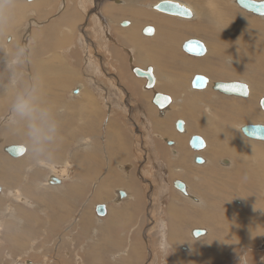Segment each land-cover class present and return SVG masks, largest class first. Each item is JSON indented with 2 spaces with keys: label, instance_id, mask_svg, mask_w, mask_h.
<instances>
[{
  "label": "rangeland",
  "instance_id": "rangeland-1",
  "mask_svg": "<svg viewBox=\"0 0 264 264\" xmlns=\"http://www.w3.org/2000/svg\"><path fill=\"white\" fill-rule=\"evenodd\" d=\"M16 1L17 0H13L14 3ZM18 1H22V0H18ZM59 1L60 0H45V4L41 5L40 12L37 11V9L35 10L34 8L29 7L25 11L26 18L22 22V26H20V28L18 27L19 30L17 29V30H14V31L9 33L10 41H11V38H12L11 35H13L14 37H16V40L18 39L17 43H19V44L22 43L21 42L22 38H20L22 34L21 33L17 34L16 32H18V31L22 32L25 35V36L22 35V37H26L23 40V42L26 41V40L28 41L30 39L28 41L30 46H31V43L33 42V39H37L38 37L41 36V38H40L41 44H42L41 47H43V48L45 47L46 50H47V53L46 54L45 53L42 54L40 52V56H39V60L40 61H38V60L31 61V63L34 65V74H36V72H43L42 68H39L37 71L35 70L37 62H45V61H50V60L53 63L52 64L53 65V69L56 72H60L58 70L57 65H56L57 64V58H58L59 60L64 61L65 65L67 64L69 71L76 73L78 76L84 77V73H83L84 71H83L82 62L79 59L77 60L76 57L80 56L79 57L80 59L82 57V51H81V49L79 50L78 49L79 47H77V46H78V40H79L80 36H81V38H83L84 35H85L86 37H84V39H83V43L84 44L83 45L81 44L80 46L87 47V43L89 44L88 47L91 44L94 46L95 50H92V54H93V56L96 55L97 57H94L95 61L92 58V63L94 65L95 64L98 65V62L101 60L102 66L104 67L103 69H105L103 72H105V73L108 72L110 74L108 81H109L111 87L106 84V87L107 88L109 87L106 90V91H108L107 95L109 97V100L112 102V104L114 102L119 101V100L114 98L116 96L115 95L116 89L113 88L114 84H119L120 86H123V85L124 86H129V87H131V89H133L132 87L134 86V84L131 82L130 79L131 78H132V80L134 78H136L138 80L141 79V78H138V77H133L134 75L131 74L130 68L132 66H134V64H136V62L135 61L131 62V59H130L129 56H132L133 59H135V56H134V54L132 52L131 53H127V50L128 49H132L136 54H138L139 51L136 48L132 47L131 45H139L141 47V49H143V48H145L147 46L148 41L145 40L144 43L137 42L133 38H131V35L129 37V35H125V34L122 35L125 38L124 37L121 38V34H118L115 31L118 28V27L116 28L115 23L118 22V18L120 20H124L125 21V19H130L129 18L130 16H133L131 19L134 20L135 23H136V20H137L138 17L136 15H134V14L130 15L129 13H125L124 11H122L119 8L120 6H118L116 4H112L113 2H111L112 7L110 8V11H108L107 13H108V15L110 17L114 18L115 21H114V23L111 24V26H109V29H110L109 30V34H111L114 37H116L117 40H118L117 37L123 39L125 41V43H127V44L121 47V46H119V44L113 45L112 43L108 42L109 44L106 43V46H105L104 45L105 39H104V35L102 34L101 27L105 26L104 28H107V26H106V23L103 22L104 21L103 19L99 18L100 22H98V20L95 19V14H96L97 9H95V7L93 5L94 0L93 1L92 0H80L81 1V5L80 6H82V8H80L79 5L77 4L79 13L77 12L76 14L79 15V16L81 15V16L79 18V16L75 15L74 18L71 19V22H73V23L72 24L69 23L70 24L69 25V28H70L69 30H71V34L74 37L71 34H67L66 31H64V33L66 34L65 35L66 38H64L65 36H63L64 34L62 33V31L65 30L66 26L63 25V26L60 27V30L58 31L59 33L57 32L54 35H52L50 38H48L45 35L47 32L45 31L44 27L48 25L47 23L50 24V23L54 22L55 19L60 17L59 16L60 12L58 10ZM69 1H72V0H69ZM122 1H124V0H122ZM125 1L127 3V6H124V7H129L130 5H134L132 0H125ZM159 1L160 0H146V1H143L141 4H140V2L137 3L136 6L138 5V7L141 10H143L144 12L147 13L149 10L146 9L145 5H147V7L150 8L149 6H152L153 4L158 3ZM192 1L195 2V0H192ZM200 1H205V0H200ZM257 1H260V0H257ZM261 1H264V0H261ZM30 2L25 0V4H23V5H27ZM73 2H78V0H74ZM216 5L218 7L222 6V8H221L222 13H223V9H224V11L226 12L227 16L230 17L229 23L223 24L221 21L218 20L219 24H217V22L216 23L213 22V24L210 25V27H214V28H217V29L219 28L218 31H216V29H214V30L210 29L211 32L208 33V31H210V30L209 29H204L205 32L203 31V33H202V31H201L198 35H193V36H190V37L188 36V37L191 38V39L199 38L200 40L199 39H197V40H199L201 42H203L202 39H204V40L206 39L207 42L218 44L219 51H218V55L217 56H219L218 57V63H219L220 66L216 67L215 65H213V63L215 62L213 59L211 61V59L207 58L208 56H204L203 59H201V61L203 60V63H204L203 66L202 65H198V68L196 70H185L184 71V69L186 68V65L181 66V64H184V63L186 64V61L184 60V58L190 59V60H196V58L189 57L186 54H184L182 51L180 52V50L177 51V46L175 45V43L179 42L181 39L174 43V47H175L174 50H176V51H174L173 55L171 54V56H173V57L177 56V57L174 60L172 59L173 61H171V62H168L166 60L165 65L168 68V70L170 71L169 72L170 74H175L176 77L180 78L181 85H182L181 86V92L182 93L177 98H175L174 100H173V97L170 96L169 94H167V93L164 94L162 92L161 93L164 94V95L170 96V98L172 99L171 102L172 101L174 102L177 99V100H179V103L181 101V104H184V105L180 109H179V106H181V104L179 106L173 105L171 107L172 114L170 112V118L166 122V125H168L170 127L171 126V122H174L177 119V116L180 115L179 113L182 114V117L185 120L186 125H189V126L200 125L201 118L203 119L204 123L205 122L212 123L215 127L221 126L222 124L225 123L226 128L232 129V133L234 135V138L242 143V147H240V145L238 144L240 149L247 147V145H248V147H247L248 151H250L251 149H258V148H256V146H258L259 144L258 143H251V141L249 139H247L242 133L237 131L236 127H237V125H244V123H249V124L252 123L251 125L264 124V112H261L262 110L260 109L259 105L257 104V100L259 99L258 97H261V96L264 97V93H263L264 92V78H263V76H264V62L261 60V59L264 58V45L263 44L262 45L261 44H257V43H255L252 40L250 42V44H252V42H253V44L255 46H254V52H251L249 50L248 44L244 40L247 36H242V37L239 36V41H237L236 37H238V31L240 33H242V34L250 35V36H252V38H253V35L254 36H258V34L262 33V31L264 30V25L262 24V22L264 23V21H263L264 18H262L263 19L262 20L258 16L256 17V15H253L251 13H248L247 15L243 14V15H245V17L247 19L252 21L249 24L245 25V23L248 22V21H244L243 18L241 19L240 17H238V11L239 10L237 11V10L233 9L232 8L233 6L231 7L228 4V0H216ZM27 6H29V5H27ZM205 7L209 8L208 6H205ZM1 8H2V3L0 2V10H1ZM142 8H144V9H142ZM190 8L193 11V8L192 7H190ZM126 12H129V11L126 10ZM151 12H153V10H151ZM153 13L156 15V17H163V18H166V19H169V20H175L176 22H180L182 24H184L186 22V24H188L190 26H193V27L196 24L195 23L196 19H194V18L193 19L190 18L188 20H183V19H179V18L177 19V17H171V16H167V15L163 16L162 13H159V12H156V11H154ZM156 13H158V15ZM195 13H196V11H195ZM251 16H252V18H251ZM161 19L162 18H159L156 21L149 20V21H146L143 24L148 25V26H152L154 28V31H155L156 30V26L154 24L157 21H160ZM253 19H254V21H253ZM181 20H182V22H181ZM190 20H191V22H190ZM96 23H97V25H95ZM65 25H68V23H66ZM172 25H173V32L179 33V32L175 31L176 25L173 24L172 21H171V24H168L166 28L161 26L163 28V30L166 29L167 31H169L168 34L170 35V37H171V31L169 30V28H171ZM230 25H232V26H230ZM95 27H96V32L97 33L94 30ZM72 28H73V30H72ZM182 28H187V26L186 27L182 26ZM21 29H22V31H21ZM92 30H93V32H92ZM105 31H107V30H105ZM79 32H80V34H79ZM163 32H166V31H163ZM60 33H62V36H61ZM155 33H156V31H155ZM107 34H108V32H107ZM218 34H219V36L217 37ZM31 35H33V36H31ZM70 35H71L72 38L70 37ZM181 35H183V37L186 36L185 39H188L187 35H185V34H181ZM6 36L7 35H5V37ZM205 36H207L208 38L205 37ZM7 38H6V40L5 39L4 40L7 41ZM51 39L52 40L55 39L56 41L55 40L52 41ZM60 39H61V41H65V43H67V44H64V42L59 41ZM218 39L223 40V42H221V43L217 42ZM49 40H51L50 44H47V45L43 44V42L45 43V41L47 42ZM5 41H3L1 46H4V44L5 45L7 44V43H5ZM164 41L165 40H160L159 44H161ZM110 42H112V41H110ZM63 44H64V46H63ZM155 44H157V43H155ZM203 44H205V43H203ZM27 45L28 44H26V46ZM44 45H46V46H44ZM21 46H22V48H24L23 45H21ZM56 46L58 47V49H57ZM17 47L19 48V46H17ZM49 49H51V50H49ZM50 51H51V53L53 51V54H51ZM67 51H69V52L67 53ZM48 53H49V55H48ZM162 55L164 56L163 53H162ZM128 57H129V61L127 59ZM98 58H100V59H98ZM229 59H231L233 62L236 59H240V61H239L240 65H235V66L227 65V62H228ZM15 60H18L17 65H14L15 61H13V60H12L13 63L10 60H8V59L5 60V56H3L0 59V62L5 63L2 66H5L6 63L9 62V65H11V68L14 67V71H12V72H10L11 68L8 67L9 68L8 69L9 72L6 73V75H8V76L5 75V77L8 78V80L6 82L4 81L3 86L0 87V94H1L0 95V102L5 103V105H7L6 106L7 108L9 106H11V105H13L11 107H16V105L19 103L18 98L22 97V100L20 102L26 100V102H25L26 104L27 103H31L33 105V106L31 105L32 109L35 111L34 112V116H33V121H25L26 124H25V122H23L21 125H23V126L25 125V126L22 129H24L25 131L28 132L29 129H35L38 126H44L45 127L46 124L51 122V119L47 118V117H49L48 116V111L49 110L44 108V104H45V107H49V109H51V110H55L56 111V110L59 109L60 114H58V115L59 116H62V115L64 116L65 115L64 116L65 122L67 123L69 121V124H71L70 125L71 128L67 129V127L66 128L63 127L62 130H60V132H62L63 129L65 128L63 142H66V140H68V146H67L68 148L65 147V150H64L65 158L63 157L62 160L66 159V158H69V156L67 154L70 152L71 149L75 150L76 144L80 143V140H82L83 135L85 136V135L94 133L95 135H92V137L95 136L96 138H98L97 140L95 139V143L96 144L98 142L100 143L101 146L99 148L101 150L105 148L104 134H102L105 131L104 130L105 128H103V125H101V127H100L101 135L97 136L99 131L96 128L97 126H96L95 120H92L93 124H87L89 122L88 120L94 119V116H91V118H86V115H85V113L87 111V110H85L86 106H83L82 104H86V101L88 99H86V98H84V99L83 98H78L79 100H73V98H75L77 95H75V96H74V94H72V96L69 95L70 89L72 87H74L78 81H80V78H78V79L77 78H73V79L67 78L68 81L63 83L61 86L55 88L56 84L53 81L54 80L55 81H61L62 80V76L61 75L52 73L51 74L52 76H46V75L40 73V74H38V76L35 79H31L30 78L31 72H29L28 76H29L30 79L25 81L24 79L22 80L20 78V76L17 75L18 74L17 67L19 68V71H21V70L24 69L23 67H27V64H26V62L23 61L22 58L21 59L17 58ZM54 60H55V62H54ZM171 63H172V65H171ZM179 63H181V64H179ZM196 63L197 62L194 61V62L190 63V65L193 66ZM209 65H211L213 67V69H212L213 72L210 73V74H207V72H209V68L206 69V66H209ZM249 65H251L253 67V69L248 67ZM95 67H96V65H95ZM152 67L155 69L154 65ZM98 71L100 72V69H98ZM171 71L173 73H171ZM114 74L117 77L116 80L115 79L112 80L110 78V77H113ZM89 75H91V74H88V76ZM97 75L98 74L94 75V78ZM192 75H202V76L206 77L208 79V81H209V85H210L209 87L210 88H212L211 86L214 83V81L225 82V80H229L230 78L233 79L234 77H238L239 76V77H242V79L245 80L244 82L247 84V86H248V88H249V90L251 92L253 90L257 89L254 86L256 84V82H261L259 84V89H261V88H263V89H261L259 92L256 93L258 95L255 98L253 107H248V108H245L244 110L242 109V110L239 111L235 107V103L241 102L240 100L233 99L234 101H232L230 99L231 97H228L226 95H222V94H220V93H218L216 91H213L210 88H209V90L207 89L206 91L202 90L203 92H199L198 91L196 94L195 93H191V89L189 87L190 85L188 84V86H184V84H185V81H187L189 83L190 78H191ZM153 76L155 77V83H157L156 87L159 88L158 85H160L159 84L160 81L156 82V81H158L157 78H156V75L153 74ZM254 76H257L260 79L256 80V81L255 80L251 81L252 78L254 79ZM106 77H108V76H106ZM122 78H123V80H121ZM186 78H187V80H186ZM13 79H15V80H13ZM40 79H51L53 81L51 82V86H50L49 83H47L48 84L47 85L46 83H42L40 81L37 82V80H40ZM20 80H22V81H24L26 83H24V82L20 83L21 82ZM110 80L112 81V83H111ZM106 81H107V79L104 80L105 83H106ZM233 82H237V81H233ZM251 82H254V84L251 85ZM9 84L11 85L10 87H12L11 89L9 87ZM125 84H127V85H125ZM16 86H18V87L20 86V87L18 88ZM23 86H25V87L28 86L27 87V91L25 92L26 95H23L24 89H25ZM87 87H89L88 84H87ZM156 87L153 88V89H156ZM151 89H149L148 91H150ZM97 90H98V87H97ZM46 91H47V93H46ZM157 92H160V91H157ZM193 92H195V91H193ZM98 93H99V95H98ZM260 93H262V94H260ZM117 94H118V92H117ZM95 95H97L98 98L97 97L96 98L99 99V100H97V99L96 100L101 103V104H99V102H97V104H95V108H96L97 112H100L102 107L104 108L103 104H104L105 100H103L104 98H102V101L100 100L101 97H102L100 92L97 91V93ZM95 95H94V97H95ZM119 95L120 94H118V96ZM26 96H27V98H26ZM30 96H32V97L30 98ZM209 96H210V98H209ZM112 98H113V100H112ZM205 98L210 99L209 100L210 103L213 106L220 108L222 112L220 113L218 110H210L209 109V111H210L209 115H206L204 113L205 102L207 101V100H205ZM55 100L58 101V102L56 104H53ZM120 104H121V102H120ZM101 105H102V107L100 108ZM116 106H117V108H120L121 110L120 109L117 110L116 108L114 109V107H113L111 109V111H112V113L118 114L119 116L122 117V120H123L122 125H123V128H124V134L126 136H128L129 132H131V135H132L133 139H135V141L133 140L135 146H136V144H140L141 141H144V143H146L148 139H147V136H144V135H146V134H144L145 133V129L143 127V124L141 123V122H143V120L145 118H142L141 114H139V112H140L139 109H141V107H138V106H141V104L136 101L137 113H136V110L131 109V111L133 110V114L131 115L132 118L131 117L129 118V113H128L129 109L128 108L125 107V109H123L124 106L122 104L120 106L119 103H117ZM61 107L64 108L63 112H62V110H60ZM66 107H70L72 110L70 109V110L66 111V109H65ZM35 108H36V110H35ZM247 109H250V110L247 111ZM156 111H157V109H156ZM167 111L169 112V110H167ZM3 113H4V111H3ZM78 113L80 115H78ZM207 113H208V111H207ZM239 113H242L244 116H246V118H248L247 122L238 121V122H234V124L231 123V121H229V119L235 117ZM2 115H0V117ZM40 116H42V117H40ZM78 116H79V118H78ZM100 116L102 117V112L100 113ZM256 116H258V119L253 118V117H256ZM151 117H152V119L154 121H157L156 118H155V115L151 114ZM41 118H42V120H41ZM134 118H135V120L133 121ZM126 119H127V121H126L127 123L124 121ZM235 120H236V118H235ZM131 121L134 122V123H132V125H130ZM1 122L2 121H0V124H2ZM37 122H38V124H36ZM113 122L118 123L116 120H114ZM254 122H255V124H253ZM66 123H65V125H66ZM15 124H16V122H15ZM146 125L148 126L149 124H146ZM16 126H17V124H16ZM72 126L73 127L75 126V127L73 128ZM0 127H1V125H0ZM11 127H14V126H11ZM27 128H29V129H27ZM137 128H138V130H137ZM221 128H223V126H221ZM108 131H111L110 127L108 128ZM186 131L184 133H187ZM197 131L199 132V129ZM18 132L19 131H13V132H11L9 134L8 131H6L5 134H1L0 135V146L1 145H8V144H15V143H16L15 145L24 146V143L22 144V143L18 142L19 139H20ZM202 133H205V132L203 131ZM194 134H197V132L195 130H191L189 132L188 136H191V135H194ZM199 136H200V134H199ZM205 136H206L207 140L210 139L211 141L216 142V144L208 146L207 150L202 152V155L208 156V158L209 157L212 158L213 154H218L219 156H217V158H218L219 161L221 159L228 158L229 160H233L235 162L240 163L241 164L240 170H242V166H245L249 170V171L242 170V174L244 176L245 183H243L241 185V187H239L237 185L234 186L233 184H231L230 182H226L225 180H223L224 182L221 181V179L224 176H222V175H218L217 176L214 173L215 171L219 172V171L223 170L220 164H219L220 169L216 168V166H217L216 163L218 164L217 160H216L217 162L215 161V162L211 163V165L207 164L208 166H205V167L203 165L202 169L203 168H207L205 171L208 172V174L205 172L206 175H210V176L212 175L211 176L212 178H209L208 176H206V178H204L205 176H203V175L198 173V171L201 168H199V170H198V168L195 167V165L191 163V159H192L191 155L193 156L195 154L191 153V152H190L191 153L190 154V153L187 152V155H185L186 159L184 161V165L185 166L183 167V170H184L183 175H177L176 171H173V169L171 168V165L173 166L175 163L172 162L170 164H166V166H165V165H163V162L162 163H158V161L155 158L154 159L151 158L150 160H148L147 159L148 154L145 153V152H142L143 150H141L140 145L138 147L140 152L139 151H135V149H133L131 147V149H133V150L129 151L131 159H127L128 160L127 161L126 158H121V155H120V157H117L116 154L119 155L121 150L120 149H118V150L113 149L112 146L109 144L111 146V148L108 149L107 152H106L108 157L106 155H104L103 151H102L103 153L99 152L101 154V156H99L100 155L99 153H97V155H96V154H94L92 152V154H91L92 155V159L91 160L89 159L88 162H86V163L84 162V164H82L81 168H82L83 172H89V174L83 180H78L79 178L75 179L77 184L71 185V187H70V189L72 190V194L70 196V199L68 198L69 201L67 199L64 203H58V202L42 199L39 196H35V198L37 197L36 201L40 202L42 205L38 204L39 207L35 208L34 212L32 213V216H31L32 220L25 221L24 223H23V221L19 222V220H18L19 214L21 213L20 210L18 212H16V210H15L18 206L22 207L24 205H17V203H21L20 201H17V203L15 202L16 206L14 204L9 203V204L15 206V207H12L13 209L11 208L13 210L11 212L12 213V217L13 218L15 217V219L12 218L11 220L16 225H14L11 222H10L11 224L8 223V222H5L4 218L3 219L0 218L1 219L0 220L1 221L0 222V224H1L0 225V229H1L0 230V256L2 258L1 261H0V264H15V260L16 259L23 260L22 257H24L23 261H27L25 264H56V263L57 264L58 263L59 264H65V263L66 264L67 263L68 264H77V263L78 264H83V262H84V264H86V260H88V259H89V261L87 263H89V264H96V262H97V264H100L103 261L100 257H102V254L104 252V248H106L102 244L109 245L110 243L107 242V241H104L102 243L101 239L97 240L95 238V236H93L91 234L90 231L89 232H86V230L81 231L78 228V226L76 224V221H77V223H79V219L78 218L81 216V214L91 215L92 212H93L92 210H93V204L94 203H104V202H106V205H107L108 203L111 202V197H112V195L115 192V191L113 192V190L118 188V184H121V186H119V187L123 186L122 185L123 182L120 179H115V180L113 179L111 172H114L115 174L121 176L123 173H125V172L122 171L123 167H124L123 169L125 171L132 170V173L134 172V178L141 185V187L143 186L142 188H143V191H144L145 202H146V197L150 196L153 190H154L153 193L155 195V198H154V205H155L154 211H153V213H151L152 216L149 215L150 213H148L147 215H145V219H144V217L141 218V220L144 219L143 226L137 227L138 225L135 224L137 226H133V228H129L128 226H130V223H127V222L130 221V219L127 218L128 215L122 216L121 219L125 220L127 222H122V224L119 225V227L117 226V228L121 227V229L124 228L125 230H127L129 228L127 230L128 234L123 236V237L118 238L120 244L118 242V243H116V245L114 247L115 248L121 247V250L123 249V251H122L123 255H127L128 253L129 254L134 253V255L136 257L139 256L137 260H141V262L138 261L137 264H178L177 262H175V259H173L174 256L178 257L177 255L181 256L182 254L188 253L189 255L187 254L186 256L189 258L195 252V250H192V248H191V250H192L191 252L187 251L186 249L181 250V245L185 246V247H187V246L192 247V245L194 247L196 245L198 247L205 246V254L210 256V254L213 253V250L207 244L211 243V240H212L213 237L221 236L223 234L222 235L223 238H221V239L222 240L224 239V241H226L225 243H228V240H230V237L233 236V238H232V246L229 248V246L231 244L226 245V249H225L226 253L222 256L223 258L222 257L219 258V256L217 255L218 253H216V254L214 253V256H215V257H213L214 263H216V264H237V263L238 264H242V260L246 257L247 264H264V259H263L264 258V245H263L264 244V240H263L264 238L261 235H259L257 237L255 235V237L251 238V239H248L247 235H245L244 237L247 238V239H245L243 237V233H245L243 230H242L243 231L242 232L240 229H232V228H228L227 229L226 227L225 228L221 227L220 226L221 224L218 225L219 226L218 228L217 227L215 228L214 227L215 223L217 224V222L221 221L219 218H215V220L211 222L210 227H209L210 228L209 229L210 230L209 231L210 232L209 237L210 236H213V237L209 241H208V239H209V237H208L206 241L202 240L201 242L196 243V241L191 237V233L189 235L188 231H190L191 228H204L203 224L206 225L205 217L203 218L202 226L197 225V227H196L197 223H194L193 219H191L192 220V222H191V221H188V219H186L185 217L183 218V217H180V216H174L173 215V211L174 210H178V209H177V207H172V217H171V213H170L169 218H167L166 209H167V207L169 205L170 199L174 198L176 205H179L178 198H177V197H179L178 194L177 193L171 194L172 191L171 192L168 191V190H170V188L173 191H177V190H175L172 187V185L170 186V183H171L172 179L184 180L186 182V184L188 182L187 186H189L191 188L190 190H195L199 194H201V192H199V191H201V189L203 188V186H201L202 183H204V185H206V184L209 185L210 184L213 188H215L220 193V195H218V197L222 196V194L224 195L225 191H226V188H227V191L231 195V200H230L231 202L229 200H226V202H223V201H221L222 199H219L218 197H217L218 200H216V202L221 207L222 206H226V205L227 206L229 205L228 207H230L232 205L234 210H236V211L243 210V209L249 210V206L250 205L259 206L264 201V149L260 152V154H259V151H257L258 154L255 157L251 158L250 161L248 160V161H246L244 163H241L237 158H235V159L231 158L232 150L230 149L229 146H227L223 142V137H222V135L220 133H219L220 139L216 140V137L214 136V134L212 132V129L211 128H207ZM150 137L153 138L151 136V131H150ZM201 137H202V135H201ZM127 138L129 139V137H127ZM164 143L167 144L168 141H166ZM49 144H51L52 146H57V144L55 142L49 141ZM9 146H11V145H9ZM9 146H7V147H9ZM32 146H34V145H32ZM158 146H159V151H160V153L162 155V159L171 162L170 158H171V156L174 157V155L172 153H170V152H167V149H166V147L167 148H171V146H166L165 145L166 146L165 147L164 145L161 144V142H158ZM28 150H30V155L28 157H30V156L33 157L31 159L32 162L31 161L29 162L31 164V163L35 162L34 160H39L40 159L41 152L44 149L35 148V147H28ZM74 150H72V151H74ZM81 153L82 152H79V151L76 153L78 155V158H79V155ZM24 154H25V152L20 157H23ZM241 154H244V152L242 150H241ZM6 156L11 158V159H17V158H12L9 155H7L6 153H4L3 147H2V150L0 151V158H1V162L0 163H3V162L8 163L9 159H7ZM102 156H104V157H102ZM20 157H18V158H20ZM42 157H45V156L42 155ZM105 157L107 159V163H105V161H104ZM102 158H103V160H102ZM25 160H27V158L23 159V161H25ZM58 160H60V159L57 158V161ZM73 160H74L73 158L70 159L69 160L70 163H68L69 167H70V170H73V171H70V173L79 171V169H77L76 162L73 161ZM66 161L68 162V160H66ZM108 161H109L110 167L108 165ZM79 162H80V158H79ZM122 162L126 163V164H123ZM29 163H26L24 165V168L27 167L28 165H30ZM102 163H104V164H102ZM10 164H13L12 165V168H13L12 170H14V171H16L18 169V165L20 166L18 161L9 163V167L11 166ZM131 164L133 166H131ZM178 165L179 164H177V166ZM167 166L169 167L170 171H168ZM30 168H28V170ZM111 168H113V169H111ZM35 169H37V168H35ZM35 169L33 168V170H35ZM105 169H107V170H105ZM108 169H109V171H108ZM33 170H31L30 172L32 173ZM68 170H69V168H68ZM38 171L33 173L31 176L30 175L28 176L30 178L28 182H30V180H31V185L38 184L43 178H45L47 175H49V171L45 170L43 173L39 171V174H38ZM30 172H29V174H31ZM102 172H104V173H102ZM166 172H170V173L172 172L174 174L172 175V177H169L170 173L166 174ZM142 173H145V174H142ZM184 173H186V174H184ZM250 173L257 174L258 180H256V181H255V179L250 180ZM106 174H107V176H106ZM40 175H41V179L39 180L37 177H40ZM103 176L107 177V178L106 177L104 178L105 180H107V181L104 182L105 186L103 185L105 190H101V194H98L99 191H97V188H98L97 184H98V182L101 181V179H102V182L104 181L103 180ZM170 176H171V174H170ZM95 177H96V179H95ZM214 177H216V178H214ZM195 178L196 179L198 178L199 180H196ZM201 178H204V180H202ZM33 179H34V181L32 182ZM99 179H100V181H99ZM160 179H162V180L160 181ZM38 180H39V182H38ZM157 180H158V182H157ZM151 181L153 183H155L156 185H158L159 182H161L159 184V186H161V189L157 188V186L155 184H154V186L148 184ZM68 182L69 181L67 179L64 181L65 184L68 183ZM106 182H107V184H106ZM86 183H87V185H86ZM110 183H111L112 187H111ZM78 184H80V185H78ZM115 184H117V185H115ZM164 184H167L170 187H167V186L163 187ZM95 185H96V187H95ZM211 186H209V187H211ZM220 186H222V187H220ZM14 187H15L14 184H9L7 182V188L9 190L7 191V194L4 195L6 197L8 196L6 198V200H8L9 197H10V194H11L9 192L10 189L12 190ZM87 187H89V189ZM164 188L168 189L167 190L168 193L166 195L163 193V190H162ZM26 191H29V188H27ZM81 191H82V193H81ZM47 192L48 191H44L42 193H47ZM53 192L56 193V194H60L61 193V191H55V190ZM248 192L252 193V196H250L248 194ZM162 194H164V195H162ZM168 197H170V198H168ZM203 197L206 198L208 201H211V202L213 201V199H210L208 196H203ZM159 198L162 199V200L159 201ZM20 199H22V198H20ZM233 199H236V200L242 202V205H237L234 202ZM163 200L165 201L166 205H161V202H163ZM194 200H196V199H193V202H192L193 204L196 203V201H194ZM4 201H5V199L4 200L2 199L0 201V209L2 208ZM32 201H33V203H36V202H34V200H32ZM232 201L234 203H232ZM74 202H75V204H74ZM78 202H79V204H78ZM70 203H72V205H70ZM21 204H23V203H21ZM34 205H36V204H34ZM80 205H82V207ZM185 206H188L190 210H195V212L200 214V211H199L198 208H192L190 205H185ZM185 206L184 205L181 206L183 211H184V209H186ZM24 208H26V207L24 206ZM29 208L32 209L33 206L28 207L26 209V211L29 212V210H30ZM68 211L70 213H68ZM183 211L181 213H183ZM217 212H219V211H217ZM13 213H15V214H13ZM259 213L260 212H257L256 217L254 216L255 217L254 220H258L259 219L258 218ZM1 214H2V211H0V216H1ZM140 214H141V212H140ZM218 214L219 215L221 214L219 216V217H221L222 216V211H220ZM240 214H241V218L246 216L245 212H240L239 215ZM148 215H149V219H148ZM230 215L233 216L232 213H230ZM45 216H47V217H45ZM186 217H187V215H186ZM94 218L97 221L93 224L92 220H91L90 221V227H91V229H93V228L98 229L97 227L100 225V221H102L104 217L101 218L102 220L96 218V216H94ZM72 219H73V221H72ZM74 221H75L76 227L74 226V228L71 229L72 225L74 224ZM28 222H32V228H33V226L35 224L39 225V229H36V230L32 229L31 227L29 228V230H31L32 233L35 232L33 237H35V236H38V237L37 238H32V239H21L19 237V235L20 234L23 235L24 232H26L23 235L25 238L29 234L30 235L32 234V233H27V231L25 230L26 229L25 226H23V224H25V223L27 224ZM47 222H48V224H46ZM139 223H141V221ZM7 224H9L11 226H9ZM95 224H97V225H95ZM5 225H7V227H8L7 228L8 232L6 231L4 233L3 231L5 229H3V228L6 227ZM257 226H259V225H257ZM44 227H46V228H44ZM249 227H251V225ZM57 230H59L60 232L57 231ZM125 230H123V232ZM174 230L175 231L177 230L176 232L181 233L183 235V237L178 236L177 233ZM37 231H38V233H37ZM169 231H171V232L169 233ZM43 232H44V234H43ZM61 232L63 234H61ZM66 232H68V234L71 232L70 233V237L67 236ZM172 232H174L179 239L183 238L184 242H182L181 240H178V242H175L177 239L174 238V237L172 238V236H170ZM41 233L43 234L44 237L42 235H40ZM237 233H238V235H237ZM168 235H169V237H168ZM91 237H92V239L90 240ZM98 237H100V236H98ZM250 237H252V235H250ZM15 239H17L19 241L16 242ZM50 239H52V240H50ZM81 239L88 241V243H86V247L85 248L83 247L82 250L80 251L79 250L80 249L79 243H80V241H82ZM127 240L129 242H127ZM192 240L195 241V242L193 243ZM54 242H56V243H54ZM59 242L61 244H59ZM121 242H123V243L121 244ZM130 242H131V244H130ZM136 242H138V243H136ZM32 243H34V247H44V246L47 245L49 250H47V246H46V251H48V252H46L45 250L41 251L40 249H38L36 251H33L32 254H29L30 251H27V250L31 247ZM217 244H218V247L221 248L222 243H220V241H218ZM213 245H216V243H214ZM256 246H257V248L260 246L259 250L250 248V247H256ZM55 248H57V249H55ZM102 248H103V250H101ZM52 250H54V252H49V251H52ZM189 250H190V248H189ZM64 251H66L67 254ZM68 251H69V253H68ZM79 251L82 252V254H80ZM70 252L72 253V256L75 253H77L78 257L80 256L79 257L80 262H79V260L77 261V260H74V259L71 261L70 260V256L68 255V254H70ZM97 254H99V255L97 256ZM26 255L29 256V257H27ZM252 255H254V257ZM217 256H218V258L220 260L217 258ZM256 256H261V258L257 260ZM63 259H64V261H63ZM90 259H91V261H90ZM181 259H183V258H181ZM109 260H110V256L106 257V261H107L106 264H110V262H111V264H113L114 261H111V260L109 261ZM200 260H202V259H200ZM55 261H56V263H55ZM115 261L116 262L114 264H117V261H119L118 264H120L121 260L120 259H116ZM236 261H238V262H236ZM22 264H24V263H22Z\"/></svg>",
  "mask_w": 264,
  "mask_h": 264
},
{
  "label": "bare ground",
  "instance_id": "bare-ground-1",
  "mask_svg": "<svg viewBox=\"0 0 264 264\" xmlns=\"http://www.w3.org/2000/svg\"><path fill=\"white\" fill-rule=\"evenodd\" d=\"M24 3H23V2ZM22 1H16L15 3L13 2V0H0V2L2 3V8H1V10H0V59L3 57V56H5V60L6 59H8V60H10L11 62H12V60L13 61H15V64L14 65H17V62H18V60H15V59H17V58H19V59H23V61L24 62H26V64H27V67H23L24 69L23 70H21V71H19V68L17 67V71H18V76H20V78L23 80H25V81H27L28 79H35L37 76H38V74H40V73H42V74H44V75H46V76H52L51 74L52 73H55V74H59V75H61L62 76V80L61 81H53V80H51V79H40V80H37V82L38 81H40V82H42V83H49V85L51 86V82L53 81V82H55V84H56V86H55V88L56 87H59V86H61L63 83H65L66 81H68V79L67 78H71V79H73V78H80V81H78L77 83H76V85L74 86V87H72L71 89H70V91H69V95H71L72 96V94H74V96L75 95H77L75 98H73V100H79L78 98H86V99H88L87 101H86V104H82L83 106H86V108H85V110H87L86 111V113H85V115H86V118H91V116H94V119H90V120H88L87 122V124H93L92 122V120H95V123H96V128L98 129V135L97 136H100L101 135V131H100V127H101V125H103V128H105L104 130V133H102V134H104V139H105V148L104 149H100L99 147L101 146L100 145V143L98 142L97 144L95 143V139L97 140L98 138H96L95 136L94 137H92V135H95L94 133H92V134H88V135H83V138H82V140H80V143L79 144H76V147H75V150L74 149H71L70 150V152L67 154L68 156H69V158H66V159H64V160H62L63 159V157L65 158V153H64V150H65V147L66 148H68L67 146H68V140H66V142H63V139H64V133H65V128L67 127V129L68 128H71L70 127V125L71 124H69V121L66 123L65 122V120H64V116L62 115V116H59L58 114H60V112H59V109L58 110H51V109H49V107H45V104H44V108H46L47 110H49L48 111V116L49 117H47V118H50L51 119V122L50 123H48V124H46V126L44 127V126H38V127H36L35 129H29V128H27V129H29L28 130V132L27 131H25L24 129H22L24 126L23 125H21L23 122H25V121H33V116H34V110L32 109V104L31 103H27V105H28V107H29V109H30V112H29V114L28 115H25V116H21V115H19V114H17L16 112H15V107H11V106H13V105H11V106H9L8 108L6 107L7 105H5V103H2V102H0V115H2L1 117H0V121H2L1 123L2 124H0L1 125V127H0V135L1 134H5V132L6 131H8V133L10 134L11 132H13V131H19L18 133H19V137H20V139H19V141L18 142H20V143H24V146H22V145H15V144H8V145H1L0 146V151L2 150V147H3V149L5 148V147H7V146H9V145H11V146H21V147H23V149H24V152H25V154L23 155V157H20V158H17V159H11V158H9V157H7L6 156V158L7 159H9V161H8V163H5V162H3V163H0V201L3 199H5V201H4V203H3V206H2V208L0 209V211H2V214H1V216H0V218H4L5 219V222H8V223H13L12 222V207H15L16 206V204H15V202L17 203V201H20L21 203H23V204H21V203H17V205H24L26 208H24V206H22V207H20V206H18L15 210H16V212H18L19 210H20V214H19V217H18V220H19V222L21 221H23V223L25 222V221H30V220H32L31 219V216H32V213L34 212V209L35 208H38L39 206H38V204L39 205H42L40 202H37L36 201V198H35V196H39V197H41L42 199H45V200H50V201H54V202H58V203H64L68 198L70 199V196H71V194H72V190L70 189V187H71V185H74V184H77V182L75 181V179L77 178H79L78 180H83L85 177H87L88 176V174H89V172H83V170H82V168H81V166H82V164H84V162L86 163V162H88V160L90 159H92V152L94 153V154H96L97 155V153H99V152H101V153H103L104 152V155H106L107 156V154H106V152H107V150L108 149H110L111 148V146H112V148L113 149H116V150H118V149H120L121 150V152L119 153V154H121L122 152H123V149L125 148V147H128V152L129 151H131V150H133V149H135V151H139L140 152V150H139V145H140V147H141V150H143L142 152H145V153H147L148 154V156H147V159L148 160H150L151 158H155L157 161H158V163H162L163 162V165H165L166 166V164H170V163H175L173 166L171 165V168L173 169V171H176V173H177V175H183V172H184V170H183V167L185 166L184 165V161H185V159H186V157H185V155H187V152L188 153H194L195 155H191V157H192V159H191V163L192 164H194L195 165V167H197L198 168V170H199V168H201L199 171H198V173L199 174H201V175H203V176H205L204 178H206V176H208L209 178H212L210 175H206V173L208 174V172H206L205 170L207 169V168H203L202 169V167H203V165H204V167L205 166H208L209 164L211 165V163H213V162H215L216 160L218 161V164L216 163V168H219L220 169V167H219V164L221 165V167H222V169L223 170H221V171H219V172H214L217 176L218 175H222V176H224L222 179H221V181L222 182H224L223 180H225L226 182H230L231 184H233L234 186L235 185H237V186H239V187H241V185L243 184V183H245V179H244V176H243V174H242V170H246V171H249L245 166H242V170H240V168H241V164L240 163H238V162H235V161H233V160H229L228 158H226V159H221L220 161L218 160V158H217V156H219L218 154H213V156H212V160L210 161L209 160V158L207 157V156H204V155H202V152H204V151H206L207 150V148H208V146H211V145H214V144H216V142H213V141H211L210 139L209 140H207L206 139V131H207V128H211L212 129V132H213V134H214V136L216 137V140H218V139H220V136H219V133L222 135V137H223V142L227 145V146H229L230 147V149L232 150V156H231V158L232 159H235V158H237L241 163H244V162H246V161H250V159L251 158H253V157H255L257 154H258V152L257 151H259V152H261L263 149H264V142H262V141H256V140H252V139H249L250 141H251V143H258L259 145L258 146H256V148H258V149H251L250 151H248V145H247V147H245V148H242V149H240L239 148V145H240V147H242V143L241 142H239L238 140H236L235 138H234V135H233V133H232V129H228V128H226V125H225V123L224 124H222L221 126H223V128H221V126H218V127H215L212 123H209V122H205L204 123V121H203V119L201 118V123H200V125H193V126H189V125H186V123H185V120L183 119V117H182V114L181 113H179L180 115L179 116H177V119L174 121V122H171V126L169 127L168 125H166V122L169 120V118H170V112H171V107L173 106V105H177V106H179L180 104H181V101H180V103H179V100H177L176 99V101H172L171 102V98H170V96H172L173 97V100L175 99V97H174V95H173V93L172 92H167V94H169L170 96H167V95H164V94H162L161 92H157L159 89H160V87L158 88V87H156V84L157 83H155V77L153 76V74L154 75H156V78H157V80L158 81H156V82H159V81H165L166 82V84H168L169 83V81H171V79H167V75L165 74V75H163V78L164 79H161V78H159L158 76H157V73H156V71H155V69L152 67L153 65L154 66H156V64L158 63V62H162L161 64H160V66L161 67H165L166 65H165V62H166V60L168 61V62H171V61H173L176 57H173V56H171V54L173 55V53H174V51H176V50H174V43L175 42H177L178 40H180L179 42H177V43H175V45L177 46V51H179L180 50V52H181V47H182V45H183V43H185L186 41H189V40H197V39H199V38H197V39H191V38H189L190 36H193V35H198L201 31H202V33H203V31L205 32V30L204 29H211V30H214V29H217V28H214V27H210V25H212L213 24V22H217V24H219V22H218V20L219 21H221L223 24H227V23H229V20H230V17H228L227 16V14H226V12L224 11V9H223V13H222V10H221V8H222V6H217L216 5V0H205V1H200V0H195V2L194 1H192V0H160V1H174V2H178L179 4H181L182 6H184L185 8H187L189 11H190V13H191V19H196V24H195V26L193 27V26H190V25H188V24H186V22L184 23V24H182V23H180V22H176L175 20H169V19H166V18H163V17H156V15L153 13L155 10L153 9V7L157 4H153L152 6H149L150 8H148L147 7V5H145V7H146V9H148L149 11L146 13V12H144L143 10H141L139 7H138V5L136 6V4L137 3H139L140 2V4L143 2V1H146V0H132V2H133V4L134 5H130L129 7H124V6H127V3H126V1L124 0V1H122V0H94V2H93V5H94V7H95V9H97V11H96V14H95V19H97L98 20V22H100V20H99V18H101V19H103L104 21L103 22H105L106 23V26H107V28H104L105 26H103V27H101V31H102V34L104 35V39H105V43H104V45L106 46V43L107 44H109V43H112L113 45H117V44H119V46H124V45H126L127 43H125V41L123 40V39H121V38H119V37H117L118 38V40L116 39V37H114L113 35H111V34H109V26H111V24L112 23H114V18H112V17H110L109 15H108V11H110V8L112 7V5H111V2H113L112 4H116V5H118V6H120L119 8L122 10V11H124V10H127V11H129V12H131L132 14H134V15H136L138 18H137V20H136V23H135V21L134 20H132L131 19V16H130V19H125V21L124 20H120L119 18H118V22L117 23H115V25H116V32L118 33V34H121V35H131V38H133L135 41H137V42H141V43H144V41L145 40H147L148 41V45H147V47H146V49L144 50V52H142L141 54H140V52H141V47L139 46V45H131L132 47H134V48H136L138 51H139V53L136 55V53L132 50V49H128L127 50V53H133L134 54V56H135V59H133V57L132 56H129L130 57V59H131V62H133V61H135L136 62V64H134V66H132L131 68H130V70H131V74H133L132 72H133V69H139V70H141V71H145L148 67H150L151 68V70H152V76H153V78H154V87H152V89L150 90V91H148L149 89H146V87H145V84H146V80L144 79V78H142V79H136V78H134L133 80H132V78L130 79L131 80V82L134 84V86L132 87L133 89H131V87H129V86H120L119 84H114V86H113V88H115L116 89V92H115V99H117V100H119L120 102H121V104L124 106V108L123 109H125V107L126 108H128L129 109V118L131 117V115L133 114V110H136V113H137V107H136V101L138 102V103H140L141 104V106H138V107H141V109H139V111L141 112H139V114H141V117L142 118H145L144 120H143V122H141L142 124H143V127H144V129H145V133L144 134H146V135H144V136H147V142L146 143H144V141H141V143L140 144H136V146H135V144H134V142H133V140L135 141V139H133V137H132V135H131V132H129V134H128V136H126L125 134V137L123 138V141L119 144V146H120V148L118 147V145L117 144H115V143H113V142H110V137H111V132L112 131H107V126L111 123V125H113V126H115V124L113 123V121L114 120H116L119 124L117 125V126H122V122H123V120H122V117L121 116H119L118 114H115V113H112V111H111V109L114 107V109L116 108L117 110H119L120 108H117V106H116V104L117 103H119V105L121 106V104H120V102L119 101H117V102H114L113 104H112V102L109 100V97H108V95H107V93H108V91H106L108 88L106 87V84L107 85H109L110 87H111V85H110V83H109V73L107 72V73H105V72H103L105 69H103L104 67L102 66V62H101V60L98 62V65L97 64H95L96 65V67H95V65L92 63V58L94 59V61H95V56H93V54H92V50H95V48H94V46L91 44L89 47H88V43H87V47H84V46H80L81 44L83 45L84 43H83V39H84V37H86L85 35H84V37L83 38H81V36H80V38H79V40H78V46L77 47H79L78 49L80 50L81 49V51H82V57H81V59L79 58L80 56H78V57H76L77 58V60L79 59V60H81V62H82V65H83V73H84V77H82V76H78L76 73H74V72H71V71H69V69H68V66H67V64L65 65L64 64V61H61V60H59L57 57V67H58V70L60 71V72H56L54 69H53V63H52V61L50 60V61H45V62H37V65H36V68H35V70L37 71L39 68H42L43 69V72H36V74H34V65L31 63V61H33V60H38V61H40L39 60V56H40V52L42 53V54H46L47 53V50H46V48L44 49L43 47H41L42 46V44H41V40H40V38H41V36L40 37H38L37 39H33V42L31 43V46H30V44L28 43V41L30 40H26V41H24L23 42V40L26 38V37H22V35H24L22 32H20V31H18V32H16L17 34L18 33H21L22 35H21V37L20 38H22V43H17V40H16V37H14L13 35H11L12 36V38H11V41H10V38H9V33L10 32H12V31H14V30H17L18 29V27L20 28V26H22V22L25 20V18H26V16H25V11L29 8V7H31V8H34L35 10L37 9V11H39L40 12V10H41V5H44L45 4V0H29L28 2H30V3H28L27 5H29V6H27V5H23V4H25V0H22ZM27 1V0H26ZM74 0H72V1H69V0H60L59 1V5H58V10H59V12H60V14H59V18H57V19H55V21L54 22H52V23H47L48 25L47 26H45L44 27V29H45V31L47 32H45L46 34V37H48V38H50L52 35H54L55 33H57L59 30H60V27L61 26H66V28H65V30H63L62 31V33L64 34L63 36H65L66 34L64 33V31H66V33L67 34H71V30H69L70 28H69V25L70 24H72L73 22H71V19H73L74 18V16L75 15H77L76 13L78 12V7H77V4L79 5V7L80 8H82V6H80L81 5V1L80 0H78V2H73ZM93 1V0H92ZM159 1V2H160ZM235 1L236 0H228V4L233 8V9H235V10H239L238 11V17H240L241 19L243 18L244 19V21H248V22H246L245 23V25H247V24H249L250 22H252V21H250L249 19H247L246 17H245V15H247L249 12H246L245 10H243V9H240L236 4H235ZM252 1H256V2H258L257 0H252ZM261 1V0H260ZM158 2V3H159ZM110 6V7H109ZM123 6V7H122ZM205 6H208L209 8H206ZM122 7V8H121ZM190 7H192L193 8V11H192V9L190 8ZM79 8V9H80ZM238 8V9H237ZM142 9H144V8H142ZM195 9V10H194ZM151 10H153V12H151ZM36 11V12H37ZM195 11H196V13H195ZM125 13H129V12H126V11H124ZM157 12V11H156ZM79 13V12H78ZM93 13V12H92ZM131 13H129L130 15H132ZM157 15H158V13H156ZM243 14H245V15H243ZM98 15V16H97ZM165 14H163V16H164ZM77 16H79V15H77ZM81 16V15H80ZM80 16H79V18H80ZM167 16H169V15H167ZM253 16V15H252ZM252 16H251V18H252ZM87 17V16H86ZM171 17H176V16H171ZM257 17V16H256ZM259 18H264V17H260V16H258ZM159 18H162L160 21H157L158 22V24H157V26H161V25H168V24H171V21L173 22V24H175L176 25V29H175V31L176 32H179V33H175V32H173V25L171 26V37H170V35L168 34V32L169 31H167L166 29L165 30H157V28H156V33L154 32V28L152 27V26H148V25H145V24H143V23H145L146 21H149V20H154V21H156V20H158ZM179 17H177V19H178ZM113 19V20H112ZM173 19V18H172ZM179 19H182V18H179ZM120 20V21H119ZM183 20H188V19H183ZM263 20V19H262ZM261 20V21H262ZM253 21H254V19H253ZM264 21V20H263ZM97 22V23H98ZM181 22H182V20H181ZM190 22H191V20H190ZM66 23H68V25H65ZM70 23V24H69ZM97 23L95 24V25H97ZM122 23H127V25L126 26H121V24ZM84 24V23H83ZM101 24V23H100ZM262 24L264 25V23L262 22ZM75 25V24H74ZM145 25V26H144ZM144 26V27H143ZM182 26L183 27H186L187 26V28H182ZM230 26H232V25H230ZM97 27V26H96ZM96 27H95V32H96ZM146 27H151L152 28V30H153V32L152 33H149V35H144L145 37L147 36V37H149V36H152L151 38H145V37H143L142 36V30L144 29V28H146ZM68 29V30H67ZM100 29V28H99ZM107 30V31H105V30ZM182 29V30H181ZM219 29V28H218ZM19 30V29H18ZM72 30H73V28H72ZM91 30V29H90ZM211 30L210 31H208V33H210L211 32ZM21 31H22V29H21ZM25 31V30H24ZM163 31H166V32H163ZM223 31V30H222ZM92 32H93V30H92ZM91 32V33H92ZM107 32H108V34H107ZM59 33V32H58ZM62 33H60L61 34V36H62ZM73 33V32H72ZM97 33V32H96ZM74 34V33H73ZM79 34H80V32H79ZM181 34H185V35H187V37H188V39H185L186 38V36H184L183 37V35H181ZM5 35H7L6 37H5ZM72 35V34H71ZM71 35H70V37H71ZM16 36V35H15ZM25 36V35H24ZM31 36H33V35H31ZM30 36V37H31ZM44 36V35H43ZM57 36V35H56ZM73 36V35H72ZM95 36V35H94ZM116 36V35H115ZM239 36H247L244 40H245V42L248 44V46H249V50L251 51V52H254V44H253V42H252V44H250V42L253 40L255 43H257V44H263L264 45V30L262 31V33H259L258 34V36H254L253 35V38H252V36H250V35H246V34H242V33H240L239 31H238V37H236V39H237V41H239ZM8 37V38H7ZM18 37V36H17ZM59 37V36H58ZM74 37V36H73ZM200 37V36H199ZM205 37H207V36H205ZM262 37V38H261ZM6 38H7V41H5L6 40ZM19 38V37H18ZM36 38V37H35ZM44 38V37H43ZM64 38H66V36L64 37ZM72 38V37H71ZM70 38V39H71ZM125 38V37H124ZM171 38V39H170ZM184 38V39H183ZM193 38V37H192ZM208 38V37H207ZM5 39V40H4ZM58 39V38H57ZM93 39V38H92ZM101 39V38H100ZM52 40V39H51ZM51 40H49V41H45V43L43 42V44H50V41ZM55 40V39H54ZM54 40H52V41H54ZM63 40V39H62ZM160 40H165L164 42H162L161 44H159V41ZM200 40V39H199ZM198 40V41H199ZM203 40V42H201V43H205L204 44V46H205V54L202 56V57H193V56H190V55H187V56H190V57H193V58H196V60H193V61H195V62H197V65H201V59H203V57L204 56H210V55H212V56H217L218 55V51H219V46H218V44H214V43H210V42H207V40L205 39H202ZM242 40V39H241ZM3 41H5V43H7L6 45L4 44V46H1L2 45V43H3ZM40 41V42H39ZM56 41V40H55ZM59 41H61V39L59 40ZM71 41V40H70ZM110 41H112V42H110ZM61 42H64V44H67V43H65V41H61ZM69 42V41H68ZM109 42V43H108ZM155 43H157V44H155ZM18 44V45H17ZM26 44H28L27 46H26ZM64 44H63V46H64ZM69 44V43H68ZM72 44V43H71ZM21 45H23V47L24 48H22V46ZM46 45H44V46H46ZM96 45V44H95ZM17 46H19V48L17 47ZM214 46V47H213ZM51 47V46H50ZM57 47V46H56ZM62 47V46H61ZM117 47V46H116ZM156 47H158V48H156ZM22 48V49H21ZM48 48V47H47ZM63 48V47H62ZM70 48V47H69ZM102 48V47H101ZM53 49V48H52ZM57 49H58V47H57ZM60 49V48H59ZM67 49V48H66ZM65 49V50H66ZM49 50H51V49H49ZM98 50V49H97ZM156 50H159L161 53H163L164 55H166V57L163 59V58H160V57H158V56H156L157 54H154L155 53V51ZM55 51V50H54ZM60 51V50H59ZM56 52V51H55ZM66 52V51H65ZM69 51H67V53H68ZM183 52V51H182ZM50 53H51V51H50ZM153 53V54H152ZM176 53V52H175ZM184 53V52H183ZM51 54H53V51H52V53ZM55 54V53H54ZM75 54V53H74ZM79 54V53H78ZM77 54V55H78ZM48 55H49V53H48ZM47 55V56H48ZM76 55V54H75ZM175 55V54H174ZM178 55V54H177ZM129 57L127 58L128 59V61H129ZM103 58V57H102ZM167 58V59H166ZM98 59H100V58H98ZM173 59V60H172ZM200 59V60H199ZM56 60V59H55ZM55 60H54V62H55ZM178 60V59H177ZM184 60L186 61V62H188L190 59H186V58H184ZM183 60V61H184ZM263 62H264V58L263 59H261ZM22 61V62H23ZM239 61H240V59H236L234 62L231 60V59H229L228 60V62H227V65H233V66H235V65H240V63H239ZM167 62V63H168ZM13 63V62H12ZM123 63V62H122ZM217 63V60H215V64ZM3 64H5V63H3V62H0V87H2L3 86V83H4V81L6 82L7 80H8V78H6L5 77V75H6V73L7 72H9L8 71V67H10L11 68V65H9V62H7L6 63V65L5 66H2ZM169 64V63H168ZM25 65V64H24ZM123 65V64H122ZM150 65V66H149ZM152 65V66H151ZM171 65H172V63H171ZM202 65H204V63L202 62ZM29 67V68H28ZM112 67V66H111ZM123 67V66H122ZM200 67V66H199ZM248 67H250V68H252L253 69V67L251 66V65H249ZM100 69V72L98 71V69ZM154 69V70H153ZM6 71V72H5ZM12 71H14V67H12L11 68V71L10 72H12ZM102 71V72H101ZM29 72H31V74H30V78H29ZM23 73V74H22ZM88 74H91V75H89L88 76ZM96 74H98L95 78H94V75H96ZM116 74V73H115ZM114 74V76L113 77H110L112 80L113 79H115L116 80V75ZM128 74V73H127ZM170 74V73H169ZM126 75V74H125ZM134 75V74H133ZM132 75V76H133ZM6 76H8V75H6ZM106 76H108V77H106ZM118 76V75H117ZM131 76V77H132ZM171 76V75H170ZM194 76H196V75H194ZM194 76H192L191 78H190V81H189V85H190V82H191V80L193 79V77ZM202 76V75H201ZM17 77V76H16ZM133 77H136L135 75L133 76ZM226 77V76H225ZM14 78V77H13ZM104 78V79H103ZM189 78V77H188ZM206 78V77H205ZM263 78H264V76H263ZM11 79V78H10ZM105 79H107V81H106V83L104 82V80ZM119 79V78H118ZM207 79V78H206ZM260 78L259 77H257V76H254V79L252 78L251 79V81H256V80H259ZM13 80H15V79H13ZM12 80V81H13ZM17 80V79H16ZM22 80H20L21 82L20 83H22V82H24V81H22ZM83 80V81H82ZM121 80H123V78L121 79ZM186 80H187V78H186ZM111 81V80H110ZM233 81H237V82H241V83H244V84H246L244 81V79H242V77H234L233 79H229V80H225V82H233ZM10 82V81H9ZM17 82V81H16ZM15 82V83H16ZM122 82V81H121ZM215 82H218V81H215ZM214 82V83H215ZM13 83V82H12ZM11 83V84H12ZM24 83H26V82H24ZM111 83H112V81H111ZM261 82H256V84L254 85L255 86V88H257L256 90H253L252 92L249 90V88H248V86H247V84H246V86H247V90H248V95H247V97L246 98H241V97H235V96H232V95H226V96H228V97H231L230 99L232 100V101H234L233 99H236V100H240L241 102H237V103H235V107L240 111V110H244L245 108H248V107H253L254 106V101H255V98H256V96L258 95V94H256L257 92H259L261 89H263V88H261V89H259V84H260ZM6 84V83H5ZM31 84V83H30ZM87 84L89 85V87H87ZM212 84V83H211ZM252 84H254V82H251V85ZM8 85V84H7ZM22 85V84H21ZM26 85V84H25ZM41 85V84H40ZM48 85V84H47ZM122 85V84H121ZM125 85H127V84H125ZM11 85L9 84V87H10ZM44 86V85H43ZM118 86V87H117ZM158 86H160V85H158ZM210 85H209V81H208V79H207V84H206V86H205V90L204 89H202L203 91H206L207 89L209 90V87ZM212 86H213V84H212ZM211 86V87H212ZM16 87H18V86H16ZM20 87V86H19ZM18 87V88H19ZM25 89H24V93H23V95H26L25 94V92L27 91V87H25V86H23ZM97 87H98V90H97ZM156 87V89L158 88V90L156 91V89H153V88H155ZM174 87L175 88H179L178 86H176V84L174 83ZM12 87H10V89H11ZM15 88V87H14ZM30 88V87H29ZM28 88V89H29ZM43 89V88H42ZM210 89H212V88H210ZM14 90V89H13ZM131 90V91H130ZM202 90H198L199 92H203ZM43 91V90H42ZM96 91V92H95ZM97 91L98 92H100V94H101V101H102V98H104L103 100H105L104 101V108L102 107V105L100 106V108L102 107V109H101V111L100 112H97L96 111V108H95V104H97V102H99V101H97V100H99V99H97L98 97H97V95H95L96 93H97ZM190 91V90H189ZM188 91V92H189ZM193 91H195V92H193ZM198 91H196V90H192L191 89V93H197ZM111 92V91H110ZM117 92H118V94H120L119 96H118V94H117ZM46 93H47V91H46ZM134 93V94H133ZM219 93V92H218ZM264 93V92H263ZM155 94H160V95H163V96H166V97H168L169 99H170V104L165 108V109H163V110H159V109H157V107L155 106L154 107V105L151 103V100H152V98H153V96L155 95ZM209 94V93H208ZM221 94V93H220ZM260 94H262V93H260ZM1 95V94H0ZM28 95V94H27ZM94 95H95V97H94ZM98 95H99V93H98ZM111 95V94H110ZM222 95H224V94H222ZM221 95V96H222ZM32 96H30V98H31ZM58 97V96H57ZM97 97V98H96ZM249 97V98H248ZM26 98H27V96H26ZM25 98V99H26ZM52 98V97H51ZM100 98V97H99ZM209 98H210V96H209ZM259 99L257 100V104L259 105V103H260V101L264 98V97H258ZM29 99V98H28ZM38 99V98H37ZM54 99V98H53ZM57 99V98H56ZM97 99V100H96ZM18 100H19V102L22 100V97L21 98H18ZM17 100V101H18ZM112 100H113V98H112ZM205 100H207L206 102H205V107H204V113L206 114V115H209V109L210 110H218L220 113L222 112L221 111V109L220 108H218V107H215V106H213L211 103H210V99H207V98H205ZM52 101V100H51ZM56 101V100H55ZM54 101V103L53 104H56L58 101H56L55 102ZM212 101V100H211ZM22 102H26V100L25 101H22ZM185 102V101H184ZM179 103V104H178ZM183 103V102H182ZM99 104H101L100 102H99ZM186 104V103H185ZM32 105V106H31ZM138 105V104H137ZM184 104H181V106H179V109L183 106ZM122 106V107H123ZM11 107V108H10ZM76 107V106H75ZM214 107V108H213ZM258 107V106H257ZM259 107H260V105H259ZM6 108V109H5ZM66 109V111L67 110H70L71 108L70 107H66L65 108ZM131 109H133L132 111H131ZM156 109H157V111H156ZM260 109H261V107H260ZM35 110H36V108H35ZM45 110V109H44ZM60 110H62V112L64 111V108L63 107H61V109ZM72 110V109H71ZM116 110V111H117ZM121 110V109H120ZM167 110H169V112L167 111ZM250 109H247V111H249ZM253 110V109H252ZM262 110V109H261ZM260 110V111H261ZM3 111H4V113H3ZM188 111V110H187ZM207 111H208V113H207ZM246 111V110H245ZM102 112V117L100 116V113ZM119 112V111H118ZM127 112V111H126ZM135 112V111H134ZM166 112V113H165ZM168 112V113H167ZM261 112H263V111H261ZM117 113V112H116ZM135 113V114H136ZM161 113V114H160ZM41 114V113H40ZM45 114V113H44ZM151 114H153V115H155V118H156V120L157 121H154L153 119H152V117H151ZM171 114H172V112H171ZM78 115H80L79 113H78ZM138 115V114H137ZM117 116V117H116ZM139 116V115H138ZM20 117V118H19ZM40 117H42V116H40ZM67 117V116H66ZM134 117V116H133ZM136 117V116H135ZM78 118H79V116H78ZM127 118V117H126ZM132 118V117H131ZM235 118H236V120H235ZM253 118H256V119H258V116H256V117H253ZM36 119V118H35ZM41 120H42V118H41ZM135 120V118L133 119V121ZM178 120H180V121H182L183 122V132H178V131H176V129H175V123L178 121ZM191 120V119H190ZM247 120H248V118H246V116H244L242 113H239V114H237L235 117H233V118H231V119H229V121H231V123H233L234 124V122H238V121H241V122H247ZM125 122L127 121V119L126 120H124ZM133 121H131V124L130 125H132V123H134ZM15 122H16V124H17V126H16V124H15ZM36 122V121H35ZM41 122V121H40ZM86 122V121H85ZM65 123H66V125H65ZM127 123V122H126ZM130 123V122H129ZM128 123V124H129ZM25 124H26V122H25ZM36 124H38V122L36 123ZM146 124H149L148 126L146 125ZM252 123H244V125H237V131L238 132H240L241 133V131H240V129H241V127H243V126H245V125H251ZM253 124H255V122L253 123ZM126 125V124H125ZM256 125H263L264 126V124H256ZM11 126H14V127H11ZM93 126V125H92ZM142 126V125H141ZM63 127H65L64 129H63V131L62 132H60V130H62V128ZM73 127V126H72ZM75 127V126H74ZM73 127V128H74ZM94 127V126H93ZM129 127V126H128ZM132 127V126H131ZM142 127V128H143ZM81 128V127H80ZM102 128V129H103ZM135 128V127H134ZM139 128V127H138ZM138 128H137V130H138ZM126 129V128H125ZM130 129V128H129ZM199 129V132L197 131ZM187 130V131H186ZM191 130H195L196 132H197V134H194V135H191V136H188L189 135V132L191 131ZM67 131V130H66ZM150 131H151V136L154 138H151L150 137ZM187 132V133H184V132ZM205 132V133H202V132ZM74 132V131H73ZM88 132V131H87ZM86 132V133H87ZM90 132V131H89ZM94 132V131H93ZM114 132V131H113ZM138 132V131H137ZM219 132V133H218ZM85 133V132H84ZM134 133V132H133ZM183 133V134H182ZM97 134V133H96ZM172 134V135H171ZM199 134H200V136H199ZM130 135V136H129ZM137 135V134H136ZM139 135V134H138ZM201 135H202V137H201ZM134 136V135H133ZM192 136H199V137H201L203 140H204V142H205V148L202 150V151H192V149L189 147V145H188V143H189V140H190V138L192 137ZM242 136V135H241ZM103 137V136H102ZM115 137L116 138H118V139H120V134H119V131L115 134ZM114 137V138H115ZM127 137H129V139L127 138ZM142 137V136H141ZM204 137V138H203ZM100 139V138H99ZM234 139V140H233ZM248 139V138H247ZM171 140V141H170ZM49 141H51V142H55L56 144H57V146H52L51 144H49ZM99 141V140H98ZM161 142V144L162 145H166V146H169V145H167L166 143H164V142H166V141H168V142H171L172 144L170 145L171 146V148H167L166 146V149H167V152H170V153H172L173 155H174V157H172L171 156V158H170V160H171V162L170 161H166V160H164V159H162V155H161V153H160V151H159V146H158V142ZM111 146H110V145ZM239 144V145H238ZM248 144V143H247ZM32 145H34V146H32ZM128 145V146H127ZM253 146V145H252ZM28 147H35V148H41V149H44L42 152H41V157H40V159L39 160H34L35 162L34 163H29L30 161H31V159L33 158L32 156H30V157H28L29 155H30V150H28ZM131 147L133 148V149H131ZM188 149H187V148ZM254 147V146H253ZM102 148V147H101ZM72 150H74V151H72ZM189 150V151H188ZM241 150L244 152V154H241ZM79 151V152H82L80 155H79V158H80V162H79V158H78V155L76 154L77 152ZM103 151V152H102ZM113 152V151H112ZM190 153V154H191ZM100 154V153H99ZM42 155H44L45 157H42ZM117 155V154H116ZM99 156H101V154L99 155ZM102 157H104V156H102ZM108 157V156H107ZM196 157H202L203 159H205V160H203V164L202 165H196L195 163H194V160H195V158ZM27 158V160H25V161H23V159H26ZM57 158H59L60 160H58L57 161ZM74 159L73 161H75L76 162V166H77V169H79V171L78 172H74L73 173V175L72 176H70V171L68 170V168H70L69 167V164L68 163H70V159ZM146 158V157H145ZM127 159H131V156H130V154H129V157L127 158ZM126 159V160H127ZM66 160H68V162L66 161ZM101 160V159H100ZM102 160H103V158H102ZM15 161H18V163L20 164V166L18 165V169L16 170V171H14V170H12L13 168H12V165L13 164H10L11 166L9 167V163H12V162H15ZM104 161H105V163H107V159H106V157L104 158ZM128 161V160H127ZM216 161V162H217ZM0 162H1V158H0ZM32 162V161H31ZM102 162V161H101ZM26 163H29L30 165H26L27 167H25L24 168V165L26 164ZM123 163V162H122ZM102 164H104V163H102ZM117 164V163H116ZM120 164V163H119ZM118 164V165H119ZM123 164H126V163H123ZM122 164V165H123ZM177 164H179L178 166H177ZM208 164V165H207ZM73 165V164H72ZM108 165H109V167H110V164H109V161H108ZM117 165V166H118ZM121 165V164H120ZM214 165V164H213ZM105 166V165H104ZM103 166V167H104ZM116 166V165H115ZM131 166H133L132 164H131ZM199 166H201V167H199ZM31 167V168H30ZM75 167V166H74ZM107 167V166H106ZM108 167V168H109ZM194 167V168H195ZM28 168H30L29 170H28ZM33 168L35 169V168H37L40 172H44L45 170L46 171H49V175H47L45 178H43L40 182H39V180L41 179V175H40V177H37L39 180H38V184H36V185H31V180H30V182H28L29 181V175L31 176L33 173H35L36 171H38L37 169H35V170H33ZM124 168V167H123ZM122 168V171L123 172H125V173H123L121 176H119V175H117V174H115L114 172H111V174H112V177H113V179L115 180V179H120L123 183H122V187H119V186H121V184H118V188L117 189H115V190H113V192H114V194L116 193V197H117V192L119 191V190H121V191H123L124 193H125V196L127 197L126 199H124V200H126V201H124V200H122V201H124L125 203H128V205L129 204H132L133 203V201L135 200H137L138 201V203L140 202V197H142L141 199V203H143L142 204V207L140 208V212H143L144 210H145V215H147L148 213H150L149 215H151V213H153V211H154V207H155V205H154V198H155V195H154V193H153V191H152V193H151V195L150 196H147L146 197V202H145V196H144V191H143V186L141 187V185L137 182V180L134 178V172L132 173V170H130V171H125L124 169ZM167 168H168V171H170L169 170V167L167 166ZM48 169V170H47ZM111 169H113V168H111ZM31 170H33V172L31 173L30 171ZM105 170H107V169H105ZM197 170V169H196ZM39 171H38V174H39ZM103 171V170H102ZM108 171H109V169H108ZM172 171V170H171ZM29 172L31 173V174H29ZM105 172V171H104ZM104 172H102V173H104ZM206 172V173H205ZM167 173H170V172H166V174ZM142 174H145V173H142ZM170 174H171V176H170ZM169 174V177H172V175L174 174V173H170ZM184 174H186V173H184ZM214 175V174H213ZM45 176V175H44ZM106 176H107V174H106ZM106 176H103V182H102V179H101V181H100V179H99V181L101 182H98V184H97V191H99V192H101V190H105L104 189V187H103V185L105 186V184H104V182L105 181H107V180H105L104 178L106 177ZM215 176V175H214ZM7 180H5L4 178ZM118 177V178H117ZM81 178V179H80ZM101 178V177H100ZM107 178V177H106ZM204 178H201L202 180H204ZM214 178H216V177H214ZM68 180L69 182L68 183H64V181L65 180ZM95 179H96V177H95ZM156 179V178H155ZM171 179V178H170ZM253 179H255V181L256 180H258V176H257V174H254V173H250V180H253ZM91 180V179H90ZM94 180V179H93ZM109 180V179H108ZM154 180V179H153ZM152 180V181H153ZM162 179H160V181H161ZM197 180H199L198 178H197ZM34 181V179L32 180V182ZM95 181V180H94ZM93 181V182H94ZM149 182L148 184H150V185H152V186H154V184L155 183H153V182ZM175 181H180V182H182L184 185H185V191H186V194H187V196H182V194L180 193V192H178V191H173L171 188H170V190H168V189H162L163 190V193L166 195L168 192H167V190L169 191V192H171V194H174V193H177L178 194V196L179 197H177L178 198V203H179V205H176V203H175V199L174 198H171L170 199V202H169V205H168V207H167V209H166V212H167V218H169V216H170V213H171V217H172V207H177V209L178 210H174L173 211V215L174 216H180V217H185L186 219H188V220H191V218H189V217H186V214H185V212L184 213H181V212H178L179 210H180V208H181V206L182 205H192V206H194V207H201L202 206V201H201V198H200V194L199 193H197L195 190H190L191 188L189 187V186H187V184H188V182H187V184H186V182L184 181V180H181V179H178V180H175V179H172V181H171V183H170V186L172 185V187H173V184H174V182ZM7 182L9 183V184H14L15 185V187L11 190L10 189V197H9V199L8 200H6V198L8 197H6V196H4L5 194H7V191L9 190L8 188H7ZM80 182V181H79ZM157 182H158V180H157ZM164 182V181H163ZM19 183V184H18ZM36 183V182H35ZM34 183V184H35ZM117 183V182H116ZM161 182H159V184H160ZM165 183V182H164ZM168 183V182H167ZM33 184V183H32ZM106 184H107V182H106ZM159 184L158 185H156L157 186V188H159V189H161V186H159ZM225 184V183H224ZM68 185V186H67ZM78 185H80V184H78ZM84 185V184H83ZM86 185H87V183H86ZM109 185V184H108ZM110 185H111V183H110ZM109 185V186H110ZM115 185H117V184H115ZM226 185V184H225ZM24 186V187H23ZM85 186V185H84ZM92 186V185H91ZM165 186H167V187H170V186H168L167 184H164L163 185V187H165ZM209 186H211V185H209ZM17 187V188H16ZM77 187V186H76ZM95 187H96V185H95ZM94 187V188H95ZM111 187H112V185H111ZM220 187H222V186H220ZM225 187V186H224ZM27 188H29V191H26V189ZM78 188V187H77ZM88 189H89V187H87ZM109 188V187H108ZM174 188V187H173ZM194 188V187H193ZM211 188V189H210ZM80 189V188H79ZM78 189V190H79ZM151 189V188H150ZM219 189V188H218ZM224 189V188H223ZM61 191V193L60 194H56V193H54L53 191ZM85 190V189H84ZM83 190V191H84ZM197 190V189H196ZM44 191H48L47 193H42V192H44ZM230 191V190H229ZM92 192V191H91ZM196 192V193H195ZM200 192V191H199ZM207 192V193H206ZM223 192V191H222ZM81 193H82V191H81ZM160 193V192H159ZM232 193V192H231ZM164 194H162V195H164ZM216 194H218V195H220V193L215 189V188H213L212 186L211 187H208L205 191H204V195L206 196V195H209V196H212V195H216ZM248 194L250 195V196H252V193H250V192H248ZM81 195V194H80ZM50 196V197H49ZM84 196V195H83ZM171 196V195H170ZM135 197V198H134ZM192 197H196V200H194V201H196V203H192L193 202V199H192ZM20 198H22V199H20ZM77 198V197H76ZM118 198V197H117ZM168 198H170V197H168ZM167 198V199H168ZM219 199H222L221 201H223V202H226V200H231V195L229 194V192L227 191V188H226V191H225V194L223 195L222 194V196H220V197H218ZM218 198L217 199H215V200H213L212 202L211 201H207L206 200V204L204 203V208L206 207V205H207V207L209 208V209H211V211L208 213V215L209 216H212L213 214H216V212L217 211H222V216H221V218L224 220H221L220 222H217V224H220V223H222V222H224L225 223V226H224V228L226 227L227 229L228 228H232V229H240L241 231L243 230L245 233H243V237L245 236V235H247V238L248 239H251V238H254L255 237V235H256V237L257 236H259V235H261L263 238H264V201L259 205V206H257V205H250L249 206V210H247V209H243V210H238V211H236V210H234V208H233V206L231 205L230 207H228L227 205L226 206H219L218 205V203L216 202V200H218ZM69 199H68V201H69ZM211 199V198H210ZM32 200H34V202H36V203H33V201ZM73 200V199H72ZM107 200V199H106ZM105 200V201H106ZM109 200V199H108ZM114 200V199H113ZM117 200V199H116ZM160 200H162V199H160L159 198V201ZM192 200V201H191ZM234 200V202L237 204V205H242V202H240V201H238V200H236V199H233ZM43 201V200H42ZM71 201V200H70ZM76 201V200H75ZM78 201V200H77ZM136 201V202H137ZM228 201V202H229ZM49 202V201H48ZM115 202V201H114ZM120 202V201H119ZM231 202V201H230ZM233 201H232V203H234ZM9 203H11V204H14V205H11V204H9ZM137 203V204H138ZM140 203V204H141ZM183 203V204H182ZM34 204H36V205H34ZM66 204V203H65ZM74 204H75V202H74ZM73 204V205H74ZM78 204H79V202H78ZM105 204V205H104ZM109 204V203H108ZM106 205V202H104V203H94L93 204V212H92V214L91 215H88V214H81V216L79 217V219H80V221H79V223H78V227L80 226L81 227V230L83 231V230H86V232H91V234L93 235V236H95V238L97 239V240H99V239H101V242L103 243L104 241H107V242H109L110 244L109 245H104V244H102L104 247H106V249H108L109 247L110 248H112L113 249V253H112V257L110 256V260L111 261H114L113 262V264L116 262L115 260L116 259H120L121 261H120V264H137V262L138 261H140L141 262V260H137L138 259V257L139 256H135L134 255V253H132V254H127V255H123V250H121V251H116L115 250V245H116V243H118L119 242V240H118V238H120L121 237V232L119 231V232H116L119 228H117V226L119 227V219H120V217L121 216H118V215H116V219L115 220H110V219H112V218H110L109 220H106V217L107 216H110L111 217V215L112 214H114L115 212H112L113 211V209L114 208H112V207H110L109 205ZM117 204V203H116ZM136 204V203H135ZM50 205V204H49ZM70 205H72V203H70ZM99 205H103L104 206V208H105V212H106V207H107V212H106V214H107V216L105 217V218H103V220L102 221H100V225L97 227L98 229H96V228H93V229H91V227H90V221L92 220H94V222H96L97 220H95V218H94V214H95V212H94V209H95V207L96 206H99ZM124 205H126V204H124ZM161 205H166V203H165V201L163 200V202H161ZM10 206V207H9ZM30 206H33V208L32 209H30L29 210V212L28 211H26V209L28 208V207H30ZM76 206V205H75ZM81 207H82V205H80ZM120 206V205H119ZM139 206V205H138ZM137 206V207H138ZM47 207V206H46ZM73 207V206H72ZM84 207V206H83ZM124 207V206H123ZM239 207V206H238ZM12 208V209H11ZM43 208V207H42ZM74 208V207H73ZM80 208V207H79ZM120 208H121V206H120ZM119 208V209H120ZM127 208V207H126ZM135 208H136V206H135ZM9 209V210H8ZM129 209V208H128ZM133 208H131V210H132ZM78 210V209H77ZM121 210V209H120ZM138 211V210H137ZM232 213L233 214V216H231L230 215V213ZM81 212V211H80ZM240 212H245V214H246V216L245 217H242L241 218V214L239 215V213ZM257 212H260L259 213V216H258V220H254V218L256 217V214H257ZM68 213H70L69 211H68ZM13 214H15V213H13ZM37 214V213H36ZM46 214V213H45ZM49 214V213H48ZM90 214V213H89ZM105 214V215H106ZM238 214V215H237ZM47 215V214H46ZM88 215V216H87ZM149 215H148V219H149ZM182 215V216H181ZM199 215V217H197V218H199L200 220H196V221H194V219H193V221H194V223H197L196 224V227H197V225H200V226H202V224H203V215L202 214H198ZM197 215V216H198ZM221 215V214H220ZM14 216V215H13ZM36 216V215H35ZM44 216V215H43ZM79 216V215H78ZM143 216V213L142 214H138V223L141 221V223H139V226H141V224L143 223V220H141V218H143L142 217ZM152 216V215H151ZM255 216V217H254ZM37 217V216H36ZM40 217V216H39ZM42 217V216H41ZM45 217H47V216H45ZM74 217V216H73ZM119 217V218H118ZM8 218V219H7ZM98 219L100 218V217H97ZM13 219H15V217L13 218ZM128 219H130L131 220V217H128ZM153 219V218H152ZM1 220V219H0ZM44 220V219H43ZM77 220V219H76ZM154 220V219H153ZM184 220V219H183ZM254 220V221H253ZM14 221V220H13ZM17 221V220H16ZM63 221V220H62ZM72 221H73V219H72ZM149 221V220H148ZM1 222V221H0ZM10 223V224H11ZM45 223V222H44ZM76 223H77V221H76ZM199 223V224H198ZM14 224V223H13ZM46 224H48V222L46 223ZM45 224V225H46ZM56 224V223H55ZM62 224V223H61ZM1 225V224H0ZM7 225H9V224H7ZM7 225H5L6 227H4L3 229H5L3 232L5 233L6 231H7ZM14 225H16V224H14ZM20 225V224H19ZM22 225V224H21ZM63 225V224H62ZM71 225V224H70ZM95 225H97V224H95ZM143 225V224H142ZM251 225V227H249ZM257 225H259V226H257ZM9 226H11V225H9ZM18 226V225H17ZM23 226H25V230L27 231V233H32V231L31 230H29V228L31 227L32 228V222H28L27 224L25 223V224H23ZM61 226V225H60ZM74 226L76 227V225H75V221H74V224L72 225V227H71V229L72 228H74ZM3 227V226H2ZM14 227V226H13ZM21 227V226H20ZM62 227V226H61ZM164 227V226H163ZM44 228H46V227H44ZM204 228H206V229H204ZM204 228H191L190 229V231H188L189 232V235H190V233H192V231H194V230H204L205 231V233L203 234V235H201L200 237H198V238H193L192 237V235H191V237L196 241V243H199V242H201L202 240H207V234H208V226H205ZM32 229H39V225H37V224H35L34 226H33V228ZM60 229V228H59ZM70 229V228H69ZM168 229V228H167ZM179 229V228H178ZM1 230V229H0ZM45 230V229H44ZM154 230V229H153ZM230 230V229H229ZM12 231V230H11ZM57 231H59V230H57ZM163 231V230H162ZM175 231V230H174ZM177 231V230H176ZM175 231V232H176ZM224 231V230H223ZM242 231V232H243ZM8 232V231H7ZM49 232V231H48ZM60 232V231H59ZM142 232V231H141ZM171 231H169V233H170ZM26 232H24V234H25ZM34 233L35 232H33L31 235L29 234L26 238L23 236V235H19V237L21 238V239H32V238H37L38 236H35V237H33V235H34ZM37 233H38V231H37ZM67 233V236L68 237H70V233L68 234V232H66ZM177 233V235L178 236H180V237H183V235L181 234V233H178V232H176ZM234 233V232H233ZM43 234H44V232H43ZM43 234L41 233L40 235H42L43 236ZM61 234H63L62 232H61ZM84 234V233H83ZM128 234V233H127ZM229 234V233H228ZM242 234V233H241ZM100 236V237H98V236ZM126 234H124V236H125ZM131 235V234H130ZM170 235V234H169ZM169 235H168V237H169ZM223 235V234H222ZM219 236V238H218V240L220 241V243H222V246H221V248H219L218 247V244H217V242H216V240H217V238L216 239H213L212 238V240H211V243H208L207 245L209 246V247H211L212 248V250H213V253L212 254H210V256L209 255H206L205 254V246H200V247H198L197 245L194 247L193 245H192V247H189V246H187V247H185V246H182L181 245V248H184V249H186L187 251H189V252H191L192 250H195V252L193 253V255L191 256V257H187L186 255L188 254V253H186V254H182L181 256H179V255H177L178 257H176V256H174V258L173 259H175V262H177L178 264H216V263H214V259H213V257H215L214 256V253L216 254V253H218L217 255L219 256V258H221L226 252H225V249H226V245H229V244H231L230 246H229V248L232 246V238H233V236L232 237H230V240H228V243H225L226 241H224V239L222 240L221 238H223V236ZM231 235V234H230ZM236 235V234H235ZM237 235H238V233H237ZM240 235V234H239ZM250 235H252V237H250ZM61 236V235H60ZM137 236V235H136ZM170 236H172V238L174 237V238H176L177 240L175 241V242H178V240H181L182 242H184V240H183V238H178L177 236H176V234L174 233V232H172L171 233V235ZM260 236V237H261ZM44 237V236H43ZM51 237V236H50ZM48 238V237H47ZM57 238V237H56ZM61 238V237H60ZM128 238V237H127ZM245 238V237H244ZM247 238H245V239H247ZM92 239V237L90 238V240ZM95 239V240H96ZM131 239V238H130ZM198 239V240H197ZM211 239V238H210ZM16 240V242H18L19 240H17V239H15ZM50 240H52V239H50ZM56 240V239H55ZM82 240V239H81ZM121 240V239H120ZM167 240V239H166ZM171 240V239H170ZM262 240V239H261ZM264 240V239H263ZM126 241V240H125ZM193 241V240H192ZM195 241H193V243L195 242ZM208 241H209V239H208ZM92 242V241H91ZM127 242H129L128 240H127ZM54 243H56V242H54ZM136 243H138V242H136ZM214 243H216V245H213ZM46 244V243H45ZM59 244H61L60 242H59ZM119 244H120V242H119ZM130 244H131V242H130ZM163 244V243H162ZM262 244V243H261ZM260 244V245H261ZM91 245V244H90ZM96 245V244H95ZM101 245V244H100ZM264 245V244H263ZM47 246V245H46ZM46 246H44V247H34V243H32V245H31V247L27 250V251H30L29 252V254H32V252L33 251H36V250H38V249H40L41 251H43V250H45L46 251ZM50 247V246H49ZM86 247V246H85ZM84 247V248H85ZM97 247V246H96ZM130 247V246H129ZM155 247V246H154ZM260 247V246H259ZM259 247L257 248V246L256 247H250V248H253V249H256V250H259ZM126 248V247H125ZM134 248V247H133ZM171 248V247H170ZM189 248H190V250H189ZM191 248H192V250H191ZM55 249H57V248H55ZM228 249V248H227ZM47 250H49L48 249V246H47ZM80 251L82 250V247H80V249H79ZM91 250V249H90ZM101 250H103V248L101 249ZM109 250V249H108ZM26 251V252H27ZM99 251V250H98ZM107 251V250H106ZM127 251V250H126ZM138 251V250H137ZM25 252V253H26ZM46 252H48V251H46ZM49 252H54V250H52V251H49ZM64 252H66V251H64ZM87 252V251H86ZM101 252V251H100ZM103 252V251H102ZM68 253H69V251H68ZM75 253V252H74ZM73 253V254H74ZM109 253V252H108ZM166 253V252H165ZM180 253V252H179ZM198 255H197V254ZM201 253V254H200ZM66 254H67V252H66ZM101 254V253H100ZM200 254V255H199ZM69 256H70V260L72 261L73 259L74 260H79V262H80V259H79V257H78V254L77 253H75L73 256H72V253L70 252V254H68ZM86 255V254H85ZM96 255V254H95ZM99 254H97V256H98ZM138 255V254H137ZM143 255V254H142ZM189 255V254H188ZM247 255V254H246ZM27 256V255H26ZM65 256V255H64ZM102 256H103V254H102ZM218 256H217V258H218ZM253 257H254V255H252ZM27 257H29V256H27ZM26 257V258H27ZM86 257V256H85ZM242 257V256H241ZM23 258V260H24V257H22ZM84 258V257H83ZM82 258V259H83ZM99 258V257H98ZM181 258H183V259H181ZM218 258V259H219ZM223 258V257H222ZM261 258V256H256V259L258 260V259H260ZM1 256H0V261H1ZM81 259V260H82ZM200 259H202V260H200ZM264 259V258H263ZM10 260V259H9ZM23 260H21V259H16L15 260V264H22V263H26L27 261H23ZM67 260V259H66ZM109 260V261H110ZM220 260V259H219ZM12 261V260H11ZM63 261H64V259H63ZM69 261V260H68ZM84 261V260H83ZM89 261V259L88 260H86V264H89V263H87ZM90 261H91V259H90ZM143 261V260H142ZM246 261V257L242 260V264H247V261ZM52 262V261H51ZM54 262V261H53ZM75 262V261H74ZM118 262L119 261H117V264H118ZM125 262V263H124ZM139 262V263H140ZM201 262V263H200ZM216 262V261H215ZM236 262H238V261H236ZM55 263H56V261H55ZM73 263V262H72ZM144 263V262H143ZM57 264V263H56ZM59 264V263H58ZM66 264V263H65ZM68 264V263H67ZM78 264V263H77ZM83 264H84V262H83ZM96 264H97V262H96ZM106 264V263H105ZM110 264H111V262H110ZM238 264V263H237Z\"/></svg>",
  "mask_w": 264,
  "mask_h": 264
},
{
  "label": "water",
  "instance_id": "water-1",
  "mask_svg": "<svg viewBox=\"0 0 264 264\" xmlns=\"http://www.w3.org/2000/svg\"><path fill=\"white\" fill-rule=\"evenodd\" d=\"M29 1V0H27ZM235 4L249 12L253 15L264 17V1H252V0H236ZM153 9L159 13L176 16L182 19H190L191 13L190 11L174 1H160L157 3ZM127 23H122L121 26H126ZM153 30L151 27H146L142 30L143 35H149ZM181 50L190 56L193 57H202L205 54V46L198 40H189L183 43ZM133 74L138 78H144L146 80L145 87L146 89H151L154 85V78L152 76V70L148 67L145 71H141L139 69H133ZM207 84V79L204 76L196 75L190 82V88L192 90H202L205 88ZM212 90L219 92L224 95H232L235 97L246 98L248 95L247 86L241 82H215L213 83ZM243 92V94H242ZM163 98V102L161 101ZM151 103L157 107L159 110L165 109L170 104V99L166 96L155 94L151 100ZM262 111L264 112V98L259 103ZM175 129L178 132H183V122L178 120L175 123ZM241 133L248 139L262 141L264 142V126L263 125H245L240 129ZM256 133V134H253ZM171 142H168L167 145H171ZM189 147L193 151H202L205 148L204 140L199 136H192L188 143ZM4 153L9 155L12 158H18L24 153V149L21 146H9L3 149ZM196 165H202L203 159L200 157H196L194 160ZM175 190L180 192L182 195L187 196L185 191V185L180 181H175L173 184ZM119 199L125 198V193L121 190L117 192ZM95 213L98 217H103L105 215V208L103 205H99L95 207ZM205 233L204 230H194L191 235L193 238H198ZM184 250V248H181Z\"/></svg>",
  "mask_w": 264,
  "mask_h": 264
},
{
  "label": "crops",
  "instance_id": "crops-1",
  "mask_svg": "<svg viewBox=\"0 0 264 264\" xmlns=\"http://www.w3.org/2000/svg\"><path fill=\"white\" fill-rule=\"evenodd\" d=\"M124 11H126V10H124ZM129 13H131V12H129ZM132 14V13H131ZM133 15V14H132ZM133 16H131V18H132ZM130 18V17H129ZM157 24H158V22H156L154 25L156 26V28H157V30H163V28L161 27V26H163V27H167V25H161V26H157ZM145 26V25H144ZM143 26V27H144ZM170 30H171V28H169ZM219 29H216V31H218ZM155 32V31H154ZM143 35V34H142ZM219 36V34L217 35V37ZM121 37H124V36H122L121 35ZM129 37H130V35H129ZM143 37H145L144 35H143ZM152 36H149V37H145L146 39L147 38H151ZM217 42H219V43H221V42H223V40H220V39H218L217 40ZM148 45V44H147ZM147 47V46H146ZM146 47L145 48H143V49H141V52H140V54L142 53V52H144V50L146 49ZM157 48V47H156ZM182 51V50H181ZM153 54V53H152ZM154 54H157L156 56H158V57H160V58H165L166 57V55H162V53L159 51V50H156L155 51V53ZM185 54V53H184ZM137 55V54H136ZM135 55V56H136ZM190 57V56H189ZM218 57L219 56H212V55H210V56H208L207 58L208 59H211V61H212V59L215 61V60H217V63L215 64V62L213 63V65H215L216 67H218V66H220L219 65V63H218ZM192 62H194L193 60H189L188 62H186V64L184 63V64H181V63H179V64H181V66H183V65H186V68L184 69V71L185 70H196L197 68H198V65H197V63L196 64H194L193 66L192 65H190V63H192ZM202 62H203V60L201 61V65H202ZM162 62H158L157 64H156V66H155V71H156V73H157V76L159 77V78H161V79H164L163 78V75H167V79H171V81H169V83L168 84H166V82L165 81H160L159 82V84H160V89L158 90V88L156 89V91L158 90V91H160V92H162V93H167V92H172L173 93V95H174V97L175 98H177L182 92H181V80H180V78L179 77H176L175 76V74H170L169 75V70H168V68L165 66L164 68L163 67H161L160 66V64H161ZM168 65V64H167ZM203 66V65H202ZM133 68V67H132ZM209 68V72H207V74H210V73H212L213 71H212V69H213V67L211 66V65H209V66H206V69H208ZM140 69V68H139ZM154 70V69H153ZM165 71V72H164ZM167 72V73H166ZM171 73H173L172 71H171ZM192 76H194V75H192ZM191 76V77H192ZM215 82V81H214ZM174 83L176 84V86H178L179 88H175L174 87ZM188 82L187 81H185V84H184V86H188ZM190 87V86H189ZM191 89V88H190ZM114 124H115V126H113V125H111V123L107 126V131H108V128L110 127V130L112 131L110 134H111V137H110V142H113V143H115V144H117L118 145V147L120 148V146H119V144L123 141V138L125 137V135H124V128H123V125L122 126H117L118 125V123H116V122H113ZM114 131V132H113ZM119 131V134H120V139H118V138H116L115 137V134L117 133ZM115 137V138H114ZM259 154H260V152H259ZM120 155H121V158H128L129 157V152H128V147H125L124 149H123V152L121 153V154H119V155H116L117 157H120ZM208 157V156H207ZM202 158V157H201ZM203 159V158H202ZM209 159H210V161L212 160L211 159V157H209ZM203 160H205V159H203ZM199 167H201V166H199ZM69 171H73V170H70V168H69ZM73 173L74 172H71L70 173V176H72L73 175ZM194 173V172H193ZM196 179V178H195ZM197 180V179H196ZM210 185V184H209ZM209 185L208 184H206V185H204V183H202L201 184V186H203V188L201 189V194H200V198H201V201H202V206L201 207H194V206H192L191 205V207L192 208H198L199 209V211H200V214H202L203 215V217H205V223H206V225H204L203 224V226L205 227V226H208V227H210V224H211V222L212 221H214L215 220V218H219V219H221V220H223L221 217H219L220 215L218 214L219 212H216V214H213L212 216H209L208 215V213L211 211V209H209L208 207H207V205H206V207L204 208V203L206 204V198H204L203 196H205L204 195V191L209 187ZM117 189V188H116ZM98 194H101V192H98ZM206 196H208L209 198H211V199H213V200H215V199H217V197H218V194H216V195H212V196H209V195H206ZM117 197H118V195H117ZM116 197V193L115 194H113L112 195V197H111V202L108 204L110 207H112V208H114L113 209V211L112 212H115L114 214H112L111 215V217L110 216H107V214H106V212H107V207H106V212H105V214L106 215H104L103 217L105 218L106 216V220H109L110 218H112V219H110V220H115L116 218V215H118V216H121L120 217V219H119V225H121L122 224V222H127V221H125V220H122L121 218H122V216H126V215H128L129 217H131V220L130 221H128L127 223H130V226H128L129 228H133V226H137V227H139V223H138V221H137V219H138V214H140V208L142 207V204L143 203H141L142 201V197H140V202L138 203V201L136 202L135 200L133 201V203L132 204H129L128 205V203H125L124 201H126V200H124V199H126L127 197L125 196V198H123V199H119V197L117 198ZM135 198V197H134ZM114 199V200H113ZM117 199V200H116ZM192 199H196V197H192ZM122 200H124V201H122ZM115 201V202H114ZM120 201V202H119ZM208 201V200H207ZM117 203V204H116ZM136 203V204H135ZM138 203V204H137ZM141 203V204H140ZM124 204H126V205H124ZM105 205V204H104ZM121 206V208H120V206ZM139 205V206H138ZM124 206V207H123ZM135 206H136V208H135ZM138 206V207H137ZM141 206V207H140ZM127 207V208H126ZM186 207V209H184V211L182 210V208H180V210L178 211V212H182L183 211V213L185 212V214L187 215V217H189V218H191V219H194V221H198V220H200L199 218V215H198V213L197 212H195V210H190L189 209V207L188 206H185ZM121 210H120V209ZM129 208V209H128ZM131 208H133L132 210H131ZM138 210V211H137ZM94 212H95V209H94ZM143 213V216L142 217H144V219H145V210L143 211V212H141V214ZM198 215V216H197ZM94 216H96V218L98 217L97 215H96V213L94 214ZM115 216V217H114ZM128 216H127V218H128ZM103 217H100L99 219H101V218H103ZM197 217H199V218H197ZM119 218V217H118ZM79 219V218H78ZM144 219H142L143 220V223H144ZM121 220V221H120ZM139 220V219H138ZM79 221H80V219H79ZM188 221H191L192 222V220H188ZM224 221V220H223ZM92 223L94 224L95 222H94V220L92 221ZM142 223V224H143ZM77 224V226H78V223H76ZM135 224H137V225H135ZM141 224V226H143ZM221 224V225H220ZM220 224H216L215 223V225H214V227L216 228H218L219 226L218 225H220L221 227H224L225 226V223L224 222H222V223H220ZM80 230H81V227L79 226L78 227ZM128 228V229H129ZM127 229V230H128ZM205 229V228H204ZM210 228H208L207 230L208 231H210L209 230ZM123 230H125L124 228L123 229H121V227L116 231V232H121L122 234H121V237H123L124 236V234H126L127 235V230H125L124 232H123ZM82 231V230H81ZM209 235H210V232H208V234H207V238L209 237ZM213 236H210L209 237V240H210V238H212ZM217 238V240H216V242H218L219 240H218V238H219V236H215V237H213V239H216ZM86 243H88V241H86V240H82V241H80V243H79V247H85L86 246ZM123 242H121V244H122ZM109 249V250H108ZM108 249H106V248H104V252H103V256L102 257H100L103 261L100 263V264H104V263H107V261H106V257H108V256H111L112 255V252H114L113 251V249L112 248H108ZM107 250V251H106ZM115 250L117 251H121V247H117V248H115ZM123 250V249H122ZM109 252V253H108ZM79 253L80 254H82V252H80L79 251ZM111 254V255H110ZM112 257V256H111Z\"/></svg>",
  "mask_w": 264,
  "mask_h": 264
},
{
  "label": "clouds",
  "instance_id": "clouds-1",
  "mask_svg": "<svg viewBox=\"0 0 264 264\" xmlns=\"http://www.w3.org/2000/svg\"><path fill=\"white\" fill-rule=\"evenodd\" d=\"M15 112L21 116H25L29 114L30 109L26 103L19 102L15 107Z\"/></svg>",
  "mask_w": 264,
  "mask_h": 264
},
{
  "label": "snow or ice",
  "instance_id": "snow-or-ice-1",
  "mask_svg": "<svg viewBox=\"0 0 264 264\" xmlns=\"http://www.w3.org/2000/svg\"><path fill=\"white\" fill-rule=\"evenodd\" d=\"M262 8H264V6H261ZM242 94H243V92H242ZM161 101L163 102V98H161ZM253 134H256V133H253Z\"/></svg>",
  "mask_w": 264,
  "mask_h": 264
},
{
  "label": "flooded vegetation",
  "instance_id": "flooded-vegetation-1",
  "mask_svg": "<svg viewBox=\"0 0 264 264\" xmlns=\"http://www.w3.org/2000/svg\"><path fill=\"white\" fill-rule=\"evenodd\" d=\"M95 57H97L96 55H95ZM142 79V78H141Z\"/></svg>",
  "mask_w": 264,
  "mask_h": 264
}]
</instances>
